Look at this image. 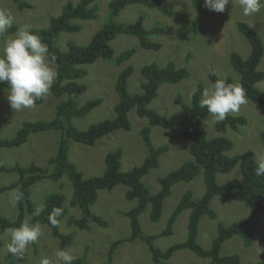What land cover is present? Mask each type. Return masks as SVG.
I'll return each instance as SVG.
<instances>
[{
	"label": "rangeland",
	"instance_id": "obj_1",
	"mask_svg": "<svg viewBox=\"0 0 264 264\" xmlns=\"http://www.w3.org/2000/svg\"><path fill=\"white\" fill-rule=\"evenodd\" d=\"M20 1L27 6L19 9L12 0H0V10L11 12L14 18L12 27L15 29L14 32L0 37V54L3 53L5 42L12 38L23 25H31L33 29H45L49 25V19L57 17L67 2L73 4L78 2V0ZM110 1L94 0L98 6L96 19L79 21L82 29L78 33L61 32L57 37V46L61 50H66L70 41L78 45H86L93 33L105 23ZM199 2L205 7L204 0H199ZM164 3L172 10L171 16H165L155 8L139 4L128 5L114 16L113 21L119 24L133 23L141 16L145 29L160 26L168 33L149 36L150 41L160 44L158 51L141 49L136 37L119 34L110 42L114 55L117 56L124 50L136 49L131 58L120 65H111L102 59H97L93 64L81 67L87 74L77 82L85 85L86 90L78 96V105H83L96 98L102 99V104L88 114L72 119V123L79 130H86L90 124L114 117V107L118 102L115 82L118 74L126 66L132 68L127 82L130 94H137L141 91L143 65L156 63L160 67H165L168 62H174L176 67L186 68L189 76L177 84H162L159 87L158 96L150 104L151 109L162 115L179 114L182 109L179 104L175 103V98L179 95L182 103L188 105L197 85H201L203 91L210 86L208 79L210 72L222 78L229 77L238 83L239 76L229 63L230 53L236 52L242 58H246L250 53L248 41L237 30L238 21L245 22L254 28L264 46V8L257 14L245 16L239 0H232V3L226 5L223 13L210 10V14L202 15L192 6L191 0H164ZM194 22H197V25L198 22L202 24L199 32H194ZM55 67L57 69L56 64ZM258 69L264 71V54ZM256 86L264 90V80ZM8 88L0 91V137L2 139L13 138L24 123L54 119L57 106L65 99L64 96H54L50 90L49 94L43 97L41 104H35L29 109L14 111L7 100ZM230 114L244 117L245 125L239 127L237 131L227 129L225 133L218 134L215 131L216 121L211 114L205 120L196 119L195 125L204 131L209 139L218 135L226 136L233 144L227 155L240 157L244 152L252 151L258 163L259 160L264 159V142L260 139V133L264 131V109L248 100L239 111ZM128 119L131 124L130 130H117L98 139L94 146L67 139L69 159L84 178L101 176L105 170V156L119 148L122 151L120 170L128 171L134 166L141 165L147 156L140 133L144 127H148L150 140L154 147L169 146V150L161 155L159 166L150 170L142 179L149 193L156 194L160 190V180L190 159L188 142L183 137L180 127H177L175 134L171 136L160 127L149 126L145 118H139L136 115L135 109L129 111ZM60 135L61 132L54 131L35 133L29 135L27 141L19 147L0 148V166L26 168L35 165L47 168L49 160L57 153ZM239 177L238 163L228 173H217L215 179L218 184H225ZM18 179L19 175L16 171L2 172L0 173V188ZM13 190L14 188L0 192V216L11 221L18 218L17 204L10 203V194ZM29 190L30 203L34 209L44 206V200L50 194L58 193L64 197L63 206L66 209V215L58 222L57 227L60 234L73 235V240L65 247H61L59 238L53 236L50 227L39 223L42 228L41 236L28 246L20 261L11 263L7 260L10 236L5 231L0 238V264H41L44 258L49 259L51 264H63L54 255L59 249L70 251L76 259L85 257L83 264H104L107 261L111 244L130 236L129 220L124 214L135 207L136 201L125 198L126 187L124 185H118L111 191H98L97 199L91 205V212L106 220L107 226L99 227L90 224V230L87 231L79 230L68 223L70 217L80 218L81 211L78 207L71 206L73 189L67 175H63L57 181L40 180L30 186ZM187 191L192 193L195 200L203 196L205 185L202 172L190 182H179L172 186L169 196L164 200L158 222L150 221V206L141 212L139 222L144 234L158 235L161 233L166 228L172 211ZM210 207L215 212L216 218L210 219L203 216L200 219L197 243L203 249L208 250L217 235L218 224L229 226L259 215L260 220L251 227L253 239L250 246H245L242 238L236 235L222 244L219 254L220 256L236 255L242 264H255L263 261L264 251L259 253V248L264 250V210L255 213L247 204L238 201L223 204L218 197L212 198ZM189 213V209L183 210L173 225L172 234L156 238L153 246L164 251L173 244L185 241ZM25 221H28L26 217L23 222ZM151 256L148 245L143 241L138 239L131 242L125 241L114 250L111 264H156ZM166 264H210V260L200 258L191 251L183 249L173 253Z\"/></svg>",
	"mask_w": 264,
	"mask_h": 264
},
{
	"label": "trees",
	"instance_id": "obj_2",
	"mask_svg": "<svg viewBox=\"0 0 264 264\" xmlns=\"http://www.w3.org/2000/svg\"><path fill=\"white\" fill-rule=\"evenodd\" d=\"M19 9H23L27 4L20 0H12ZM139 4L148 8H155L165 16H171L172 10L164 3V0H111L109 2V12L105 23L93 33L86 45H78L72 41L68 42L66 50H61L57 44V37L61 32L78 33L82 29L79 21H90L97 17L98 6L94 0H78L73 4L67 2L62 7L61 13L57 17L49 19V25L45 29H33L37 32L42 41L45 42L50 52L56 55V66L58 76L51 88V93L56 97L64 96L57 106L56 117L50 121L27 122L16 132L11 139L0 137V148H14L24 144L29 135L54 131L61 132L60 143L55 156L49 160V166L38 167H11L0 166V173L14 172L19 175V179L11 184L1 187L0 192L8 189H19L24 193L23 199L17 203L18 218L14 221L0 216V238L3 233L13 227H19L26 217L29 223H42L50 227L53 236L59 238L60 246L65 247L73 240V235H62L58 231V223L51 224L49 216L54 208H61L62 214L56 219L58 222L65 217L66 209L63 206L64 197L61 194L53 193L44 200L43 211L39 216L34 215L35 209L30 203V186L36 182L48 179L59 180L63 175H67L72 183L73 196L72 207H78L81 216L78 219L70 217L68 223L79 230H90V224L99 227H106L107 221L91 212V205L96 201L98 191H111L118 185L126 187L125 198L135 200L136 205L124 215L129 220L130 236L126 239L115 241L111 244L104 264H111L114 250L125 241L141 240L148 245L152 261L156 264H166V261L173 253L187 249L200 258H208L210 264H242L236 255L220 256L219 251L222 244L233 236L242 238L245 246H250L253 233L252 225L260 220L259 215L241 223H233L229 226L218 224L217 235L212 240L210 249L205 250L197 243V233L199 221L203 216L215 219L216 214L210 207L212 198L218 197L221 203L238 201L247 204L252 211L259 213L264 210V176H256L255 169L258 163L255 161L252 151L244 152L240 157L229 156L228 152L232 148V142L224 135L207 138L204 131L195 125L196 119H207L210 113L206 107H201V97L203 87L197 85L193 90L190 103L183 104L182 98L178 95L175 103L181 106L182 112L179 114L162 115L150 108L151 102L158 96L159 87L164 84H177L189 76L186 68L176 67L174 62H168L165 67H160L156 63L143 65L141 68L140 93L130 94L127 89V82L132 73V68L126 66L117 76L115 90L118 95V102L114 107V117L104 119L100 122L90 124L86 130H79L73 123L74 117L88 114L92 109L102 104V99L96 98L87 101L83 105H78L77 98L85 90L86 86L77 81L86 76L83 66L93 64L97 59H102L111 65H120L127 61L136 52V49L122 51L115 56L110 46V42L119 34L131 35L137 38L138 46L141 49L158 51L160 44L150 41V35L167 34V30L154 26L147 30L143 27V18L139 16L133 23L119 24L113 21L123 8L128 5ZM192 6L202 15L210 14V10L203 7L199 0H191ZM237 30L241 33L250 45V53L246 58H242L238 53L231 52L229 63L232 69L239 76V84L246 89L247 99L264 109V90L256 85L264 80V71L258 69V65L264 54L262 40L256 30L245 22H237ZM202 28L200 22H194V32H199ZM14 27L7 29L3 34L14 32ZM3 35H0L3 36ZM219 77L216 73L210 72L208 79L214 83ZM228 83H235L231 78H223ZM9 87L6 82L0 83V91ZM43 98L36 100L35 104H41ZM135 109L139 118H145L149 126H156L166 130L171 136L180 127L183 137L188 142L189 160L184 161L178 168L169 172L160 180V190L156 194H150L142 179L150 170L159 166V159L162 154L169 150L168 145L154 147L150 140L148 127L141 130V137L147 150V156L143 163L134 166L128 171L120 170L121 149L108 153L104 158L105 170L101 176L84 178L76 165L70 161L67 149V139H71L83 145L94 146L98 139L110 135L117 130H130L131 124L128 113ZM245 118L242 116H232L221 122H216L215 131L218 134L225 133L227 129L237 131L244 126ZM260 139L264 142V131L260 133ZM239 163L240 177L233 179L229 183L218 184L215 176L217 173H228ZM200 172L203 175L205 192L199 199H194L192 193L187 191L183 194L178 204L172 211L166 228L158 235H146L141 229L139 215L147 206H150L149 219L152 223L158 222L161 217L164 200L169 196L173 185L179 182H190ZM189 209L187 222V235L185 241L176 243L162 251L153 246V241L161 236H170L173 232V225L178 215ZM22 256L15 257L10 253L7 260L11 263L20 261ZM85 263V257L73 260L72 264ZM255 264H264V260Z\"/></svg>",
	"mask_w": 264,
	"mask_h": 264
},
{
	"label": "clouds",
	"instance_id": "obj_3",
	"mask_svg": "<svg viewBox=\"0 0 264 264\" xmlns=\"http://www.w3.org/2000/svg\"><path fill=\"white\" fill-rule=\"evenodd\" d=\"M232 0H204V6L209 10L223 13L226 5ZM243 15L257 14L264 8V0H239ZM11 12L0 10V35L13 25ZM56 55L50 52L48 45L31 25H23L15 35L5 42L3 53L0 54V82L9 86L7 100L11 109L21 111L35 106V102L49 94L58 72L55 67ZM201 107H206L216 122H221L230 113L239 111L247 100L246 89L239 83H228L218 78L202 93ZM256 176H264V159L259 160L255 169ZM10 203L16 205L24 197L19 189L11 192ZM43 206L35 209L34 215L39 216ZM62 214L61 208H54L49 216L51 224L56 225V219ZM10 236L8 252L15 257L23 256L28 246L33 244L42 234L39 223L25 221L19 227L6 230ZM262 250L259 248V253ZM55 257L63 264H72L76 257L67 250L59 249ZM41 264H51L47 258Z\"/></svg>",
	"mask_w": 264,
	"mask_h": 264
}]
</instances>
